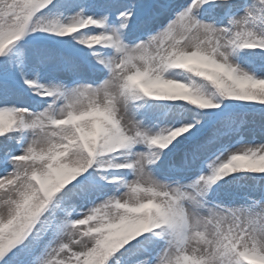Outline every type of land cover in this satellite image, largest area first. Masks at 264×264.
Returning a JSON list of instances; mask_svg holds the SVG:
<instances>
[{
  "label": "snow or ice",
  "instance_id": "snow-or-ice-1",
  "mask_svg": "<svg viewBox=\"0 0 264 264\" xmlns=\"http://www.w3.org/2000/svg\"><path fill=\"white\" fill-rule=\"evenodd\" d=\"M0 264H264V0H0Z\"/></svg>",
  "mask_w": 264,
  "mask_h": 264
}]
</instances>
